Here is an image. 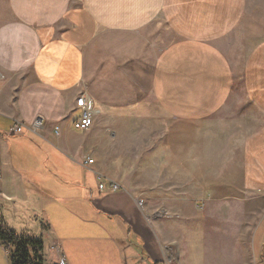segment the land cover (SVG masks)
<instances>
[{"label": "crops", "instance_id": "0c3cea01", "mask_svg": "<svg viewBox=\"0 0 264 264\" xmlns=\"http://www.w3.org/2000/svg\"><path fill=\"white\" fill-rule=\"evenodd\" d=\"M5 1L0 218L8 226L7 214L20 216L28 232L41 237L48 261L55 264L48 247L58 242L66 264H124L125 257L164 264L144 208L117 165L137 161L134 143L124 137L140 129L136 122L149 95L178 122L204 120L228 106L243 132L230 171L242 193L264 206V36L238 61L218 45L240 23L246 0ZM81 94L95 110L86 130L71 123L80 114L75 100ZM35 120L41 121L36 129ZM16 123L22 131L9 134ZM158 136L162 163L166 143ZM169 147L175 151L176 143ZM87 157L93 164L83 165ZM98 179L120 189L101 191ZM242 222L239 264L250 249L247 233L257 241L250 255L264 264V224ZM224 248L220 260L226 262Z\"/></svg>", "mask_w": 264, "mask_h": 264}, {"label": "rangeland", "instance_id": "374dc122", "mask_svg": "<svg viewBox=\"0 0 264 264\" xmlns=\"http://www.w3.org/2000/svg\"><path fill=\"white\" fill-rule=\"evenodd\" d=\"M7 16L6 1L0 0V21ZM262 35L264 0H246L240 23L230 34L220 38L218 45L238 61ZM145 102L139 122H136L140 129L132 132L134 137H124L128 143H134L132 157L137 161L117 165L133 196L142 202L139 207L144 208L164 264H239L245 253V243L240 242L245 230H242V221L251 225L264 224V206L253 194L242 193L239 178L230 171L231 166L237 167L238 145L243 138V132L235 127L238 117L225 106L207 119L178 122L165 115L150 95ZM158 135L162 137L161 144L166 143V161L162 163L157 161L158 150H163L157 146ZM153 142L155 146L148 154V145ZM168 143H176L175 151L170 147L167 150ZM6 217L10 218L9 228L29 233L20 216L13 219L7 214ZM247 236L250 249L245 254V264H259L257 257L253 259L250 255L257 252L256 235L247 233ZM180 243L181 252L178 250ZM223 245L226 262L220 260ZM170 250L173 254L169 259ZM6 256L0 248V264H8ZM46 257L44 249V264H53ZM123 263L144 264L128 257Z\"/></svg>", "mask_w": 264, "mask_h": 264}, {"label": "trees", "instance_id": "16d2710c", "mask_svg": "<svg viewBox=\"0 0 264 264\" xmlns=\"http://www.w3.org/2000/svg\"><path fill=\"white\" fill-rule=\"evenodd\" d=\"M0 245L7 252L8 264H44V244L40 236L18 233L0 218ZM151 264H163L151 262Z\"/></svg>", "mask_w": 264, "mask_h": 264}, {"label": "built area", "instance_id": "2783aa9c", "mask_svg": "<svg viewBox=\"0 0 264 264\" xmlns=\"http://www.w3.org/2000/svg\"><path fill=\"white\" fill-rule=\"evenodd\" d=\"M75 107H77L80 110V114L72 118V121H71L72 126L79 130H86L90 128V126L92 125V118H93V115L95 114V110L92 106V103L89 97L85 94H81L80 96H78L75 100ZM40 125H41V121L35 120L33 124V128L36 129ZM21 131H22V125L19 123H16L10 128L9 134L15 135V134H19ZM93 162L94 160L92 158L87 157L84 159L83 165L89 166L93 164ZM97 188L101 191L103 190L116 191L120 189V186L115 181L109 180L108 186L107 188H105L102 181L98 179ZM136 203L138 206H141L142 204L141 200L139 199L136 200ZM48 248L55 256V264H66L65 255L62 252L61 246L58 242L50 243ZM147 264H151V263H147Z\"/></svg>", "mask_w": 264, "mask_h": 264}, {"label": "bare ground", "instance_id": "6f19581e", "mask_svg": "<svg viewBox=\"0 0 264 264\" xmlns=\"http://www.w3.org/2000/svg\"><path fill=\"white\" fill-rule=\"evenodd\" d=\"M172 254H173V251L170 250V251L168 252V258H169V259L172 258Z\"/></svg>", "mask_w": 264, "mask_h": 264}]
</instances>
